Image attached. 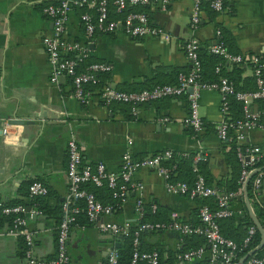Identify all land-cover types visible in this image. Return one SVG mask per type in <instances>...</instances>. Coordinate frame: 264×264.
<instances>
[{
  "label": "crops",
  "instance_id": "0c3cea01",
  "mask_svg": "<svg viewBox=\"0 0 264 264\" xmlns=\"http://www.w3.org/2000/svg\"><path fill=\"white\" fill-rule=\"evenodd\" d=\"M59 1L0 0V127L7 119L12 125L10 133L20 132V142L11 143L2 140L0 131V201L27 200L20 190L31 180L48 188L47 201L51 208L59 207L67 193L66 143L70 132L76 136L85 164L93 166L101 162L108 171L115 172L125 152L142 158L164 150H196L199 143L208 154L213 187L218 189V183L225 181L230 173L227 149L215 129L203 128L192 135L191 128L183 124L188 114L186 95L141 104L133 113L127 104L104 105L97 92L88 103L81 104L72 94L68 77H61L57 83L50 82L51 67L42 37L51 33L52 24L42 9ZM225 1L228 7L214 19L202 12L195 29L190 28L194 0L165 3L153 0L141 7L148 14L150 24L165 30L168 39L152 35L132 38L122 30L95 35L88 44L90 56L94 61L111 66L110 72L100 76L101 81L126 91L175 83L176 73L191 67L183 48L185 40L196 37L201 46L209 47L216 42L218 25L232 36L238 53L259 54L264 60V0ZM81 12L74 8L69 13L66 37L84 44ZM240 66L243 76L251 75L248 66ZM250 108L259 111L260 102H250ZM259 112L262 126L249 130L246 142L264 151V106ZM199 113L210 124L221 119L217 91L201 92ZM163 117H168L169 121H162ZM16 120L19 124L14 123ZM132 181L140 183L142 188L131 192L118 212L100 217L99 221L135 222V201L141 197L144 204L165 211L166 219L199 222L198 200L168 192L165 179L153 169L137 170ZM220 192L225 193V190ZM102 197L101 201H105L103 194ZM255 200L264 210V178ZM241 205L245 206L243 194L233 202L232 208L242 212ZM81 213L83 216L69 230L68 264H106L109 250L116 248L119 242L116 236L100 232L85 213ZM234 219V225L238 224L239 219ZM58 223L55 217L44 214L28 220L38 258L55 257ZM233 230V226H229L228 232L233 234ZM182 236L171 229L149 231L141 236L139 245L147 248L144 250L159 248L166 257L176 254ZM24 250L22 237L1 236L0 264H24Z\"/></svg>",
  "mask_w": 264,
  "mask_h": 264
},
{
  "label": "built area",
  "instance_id": "2783aa9c",
  "mask_svg": "<svg viewBox=\"0 0 264 264\" xmlns=\"http://www.w3.org/2000/svg\"><path fill=\"white\" fill-rule=\"evenodd\" d=\"M153 0H60L57 4H47L42 12L49 18L52 24L51 33L42 37L44 50L48 63L51 67L50 82L57 83L61 77H68L72 84V94L81 103L86 104L95 92L98 93L104 105L112 102L127 104L134 113L136 108L144 103L161 100L168 97L187 96L188 114L183 119V124L191 128L197 135L204 125V120L199 113L200 95L203 90H215L220 95L221 119L214 124L217 137L221 141L233 139L236 144L237 157L242 165L241 183L242 193L247 177L254 173L252 187L255 198L260 193L261 184L264 178V171L256 166L257 161L263 155V150L256 145L246 142L249 130L262 126L258 121L262 116L259 111L252 112L249 100L264 99V60L261 55L231 54L217 42L219 30H215L216 42L210 45V51L221 56L228 62L246 65L250 68L254 77L256 89L248 91H237L226 77H220L216 82L200 81V60L197 54L199 41L196 37L185 40L183 48L188 61L191 64L189 72H179L176 82L171 84L155 85L151 88L141 90H121L115 88L108 82L101 81V74L110 72V64L103 61L89 63L83 70L77 69L78 63L90 54L88 44L97 34L112 33L122 30L132 38H142L152 35L162 39H168L169 34L159 28L152 26L149 16L144 11L125 10L129 6L144 7ZM201 1L194 0L193 10L190 18V28L195 29L201 20ZM209 7L220 13L225 10L223 0H208ZM168 2V0H163ZM115 13H123L121 18H111L110 8ZM84 8L80 15L86 42L80 44L66 37V27L69 13L74 8ZM75 54V57L72 56ZM220 65L216 66L219 71ZM229 98L239 100L244 105V118L240 120H227L229 115ZM162 121H169L163 117ZM1 136L4 142L19 143L20 132L10 133L12 126L9 120L1 122ZM232 130V135L228 132ZM199 141H197L198 143ZM186 155L187 151H177ZM173 154V150H164L152 156L134 158L129 152L121 157L120 167L115 171H108L103 163L98 162L91 166L83 162L82 153L77 145L76 136L70 132L66 143L68 179L67 193L61 202V219L57 226L56 244L57 251L54 258L44 260L38 258L34 251L33 231L28 228V220L35 216L43 215L37 208L25 206L24 204L7 205L0 201V213L13 215L12 225L9 227L0 225L1 236H20L25 245L24 264H68L70 256L68 253L69 230L77 222V216L84 212L87 220L93 222L100 232L110 233L113 236L129 235L132 222H114L108 220L99 221L100 217L110 216L116 208L120 207L129 197L130 193L141 189L142 185L132 181V175L140 169H153L165 179L166 190L172 194L184 195L193 199L195 197L214 196L216 207L211 208L203 204L198 208V224L170 220L164 222H142L133 230V250L129 264H185L188 261L201 258L207 251L209 259L207 264H264V254L256 255V252L249 255L243 262L242 256L252 250L242 252L250 244L256 228L250 226L241 243L221 233L218 220L220 218L236 216V211L229 203L234 193H221L213 186L207 185L203 176L198 175L193 186L171 179L172 168L166 167L162 162ZM208 161V154L198 143L193 155V162ZM92 183L95 186H103L113 190V195L120 201L115 207L112 204L98 200L95 194L87 190L84 185ZM48 188L39 181H33L28 186L29 196H45ZM82 202V203H80ZM144 201L138 197L135 201L137 220L143 213ZM156 207L152 205V209ZM171 229L182 235H200L205 239L206 247L186 250L176 256V259L165 261L160 258L157 250L139 249V236L141 232L158 231ZM207 248V249H205ZM118 251L112 247L108 254L106 264H118Z\"/></svg>",
  "mask_w": 264,
  "mask_h": 264
},
{
  "label": "trees",
  "instance_id": "16d2710c",
  "mask_svg": "<svg viewBox=\"0 0 264 264\" xmlns=\"http://www.w3.org/2000/svg\"><path fill=\"white\" fill-rule=\"evenodd\" d=\"M51 3V4H57ZM228 2L223 0L224 7H228ZM201 10L205 12L210 19H214V17L218 14V12L212 10L209 7V1L208 0H202L201 1ZM110 14L109 16L113 18H121L123 14L127 11L132 10H139L143 11L141 7L137 6H129L125 12L123 13H115L113 11V8L110 6ZM143 8V7H142ZM82 12L85 11L84 8H78ZM81 12V13H82ZM217 29L219 30V35L217 37V42L221 44L225 50L231 54H240L234 49V41L232 36L228 33V31L221 25L217 26ZM210 47V46H209ZM206 46H201L199 43L197 46V54L198 58L200 60V81L202 82H216L220 77H226L229 82L234 86L235 90L237 91H248V90H255L256 84L254 77L252 75L249 76H243L242 72L243 69L241 68L240 64L228 62L226 59L222 58L221 56L214 54L210 51V48ZM73 57H75V54H72ZM94 62L90 54L83 58L79 63L77 69L79 71L83 70L89 63ZM220 65L219 71H216V66ZM191 69V67H190ZM189 69V70H190ZM188 71H178L179 72H189ZM103 75V74H101ZM100 75V76H101ZM162 85V84H159ZM141 90V89H140ZM260 102V110L261 107L264 106V99L258 100ZM112 103H118V102H112ZM111 104V103H110ZM122 104V103H121ZM259 110V111H260ZM244 118V105L241 101L236 100L234 98H229V115L226 116L227 120H240ZM258 121H262V116ZM203 128L206 129H214V124H210L204 121ZM190 132L192 135H195V132L190 129ZM228 134L232 135V130L228 132ZM223 146L227 149V163L230 168V173L228 175V178L225 181H221L218 183V191H221L222 189L225 190L226 193H234V196H232L229 200L230 205H233V202L241 196L242 193V183H241V170L242 165L237 157V151H236V144L233 139H226L222 142ZM196 150L187 151L186 155H181L180 153H177V151H173V154L166 160L162 162V164L166 167L172 168L171 170V179L172 180H178L186 183L189 187L193 186L198 175L203 176L205 182L207 185L213 186V177L210 174V171L208 169V161H199V162H193V155ZM139 159V158H138ZM257 167H260L261 170L264 171V151L263 155L259 158V160L256 163ZM256 176V174H253L250 178L246 190L248 199L250 201V204L257 216V218L260 220L263 228H264V210L262 204H259L255 200V193L252 187V180ZM32 183V181H27L22 185V188L20 190L21 196L27 198V200H24L22 198L20 199H13L8 202H5L7 205H15V204H24L25 206L37 208L42 211L44 215H51L57 219V222L61 219V204L59 207L51 208L48 204V197L49 194L45 196H29L28 194V186ZM84 187L93 192L96 195V198L101 201L102 194L105 197V201H102L104 203L112 204L115 207L120 202L114 195L113 190L103 186H94L92 183H87L84 185ZM198 202L199 206L198 208L203 205L207 204L211 208L216 207V199L214 196L209 197H195ZM119 208H116V211L118 212ZM242 213L236 216L232 217H225L220 218L218 220L219 227L221 230V233L229 238H232L238 243H241L244 236L246 235V232L250 226H256L254 225L253 221L251 220L246 208L244 205H241ZM165 211H162L161 208H155L152 209V205L149 203H146L143 205V213L140 219L138 221L132 222L131 225V231L130 234L125 235H119L115 238L118 240L119 245L116 247L119 257H118V264H129L131 253L133 250V230L137 227L139 223L142 222H164L167 223L170 220L166 219L164 215ZM198 213V210H197ZM83 216V214H79L77 216V221ZM163 216V217H162ZM234 218H238V224L234 225ZM12 219L13 215H4L0 213V225L9 227L12 225ZM199 222H197L198 224ZM233 226L234 233H229L228 228L229 226ZM147 231L141 232L139 236V241L141 236L146 233ZM260 241V233L256 228L255 234L248 245V247L244 248L242 252L248 251L251 248H254L257 244H259ZM199 246H205V239L200 235H183L182 236V242L180 247L176 250V254H169L166 257L163 256V252L159 248L151 249V250H157L159 252L160 258L165 261H171L173 262L176 259V256L186 250L197 248ZM139 249L144 250L147 248L141 247L139 245ZM207 249V248H205ZM264 254V246L259 249L256 252V255H262ZM209 259L208 252L206 251L204 255L196 260L188 261L185 264H207V261Z\"/></svg>",
  "mask_w": 264,
  "mask_h": 264
},
{
  "label": "water",
  "instance_id": "95a60500",
  "mask_svg": "<svg viewBox=\"0 0 264 264\" xmlns=\"http://www.w3.org/2000/svg\"><path fill=\"white\" fill-rule=\"evenodd\" d=\"M249 102H253L252 99L249 100ZM252 112H254L252 110ZM21 122V121H20ZM15 124H19V122L16 120L14 121ZM22 123V122H21ZM254 173L250 174L245 183H244V188H243V200L246 206V210L251 218V220L253 221L254 225L256 226L257 230L260 233V241L259 244H257L252 250H250L249 252H247L244 256H242V258L240 259V262H243L249 255L257 252L259 249H261L264 246V228L260 222V220L257 218V216L254 214L253 209L251 207L250 201L248 199V195H247V190H246V186L250 180V178L252 177ZM241 196L238 197V199H240Z\"/></svg>",
  "mask_w": 264,
  "mask_h": 264
}]
</instances>
